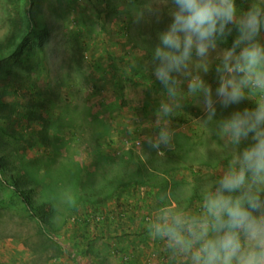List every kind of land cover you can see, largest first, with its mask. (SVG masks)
I'll use <instances>...</instances> for the list:
<instances>
[{"label": "rangeland", "instance_id": "obj_1", "mask_svg": "<svg viewBox=\"0 0 264 264\" xmlns=\"http://www.w3.org/2000/svg\"><path fill=\"white\" fill-rule=\"evenodd\" d=\"M146 2L0 0V159L27 171L24 189H36L34 200L53 203L49 227L58 241L40 231L0 174V264H176L148 233L159 197L199 212L201 187L222 174L228 156L223 141L193 121L203 111L189 98L171 122L174 150L158 156L144 141L157 130L141 125L154 122L164 98L151 52L172 22L171 0L137 22ZM251 2L236 0L242 12ZM237 34L233 28L220 48ZM204 79L215 91L214 67ZM245 107L255 104L217 105L215 119Z\"/></svg>", "mask_w": 264, "mask_h": 264}, {"label": "clouds", "instance_id": "obj_2", "mask_svg": "<svg viewBox=\"0 0 264 264\" xmlns=\"http://www.w3.org/2000/svg\"><path fill=\"white\" fill-rule=\"evenodd\" d=\"M167 2L147 0L135 10L136 21L143 20L146 11L158 12L154 5ZM171 4L172 22L158 33L150 61L164 98L154 122L141 125L157 131L143 139L158 156H164L165 149L174 150L177 130L171 122L189 98L203 111L193 121L223 141L228 162L216 180L201 187L197 213L175 206L169 194H161L160 206L147 223L148 233L166 243L176 264L181 259L189 264H264V0H252L243 12L236 0ZM233 28L238 34L231 46L220 48ZM213 67L215 91L204 79ZM244 100L255 107L215 119L217 105L228 108ZM185 191L180 190L181 198ZM75 203L74 198L72 206Z\"/></svg>", "mask_w": 264, "mask_h": 264}, {"label": "trees", "instance_id": "obj_3", "mask_svg": "<svg viewBox=\"0 0 264 264\" xmlns=\"http://www.w3.org/2000/svg\"><path fill=\"white\" fill-rule=\"evenodd\" d=\"M28 13V18L30 22L29 33L31 32L35 34L36 20L32 15L31 9L28 11ZM45 132L46 131L42 132V139L47 140L48 136L45 134ZM7 166L8 164L6 163V161L4 159H0V174L4 176V183L8 184L22 198L28 212L30 213L31 217L36 221L40 231L44 235H46L49 240L53 241L55 244L58 245V241H56V239H54V237L52 236V231L49 227L48 219L49 214L52 213V211L54 210L53 203L51 204L50 201L44 202L41 201V199L39 201L34 200L31 195L33 194V192H36V189L29 192L24 189L25 184L30 183L27 171L20 174L16 169ZM31 183L35 184L33 183V181H31ZM123 184H126V182H124Z\"/></svg>", "mask_w": 264, "mask_h": 264}]
</instances>
